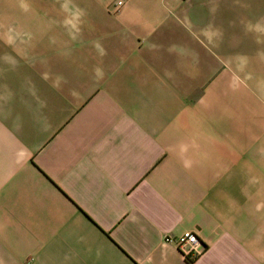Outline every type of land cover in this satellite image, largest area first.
<instances>
[{"label":"crops","instance_id":"0c3cea01","mask_svg":"<svg viewBox=\"0 0 264 264\" xmlns=\"http://www.w3.org/2000/svg\"><path fill=\"white\" fill-rule=\"evenodd\" d=\"M0 264H264V0H0Z\"/></svg>","mask_w":264,"mask_h":264},{"label":"built area","instance_id":"2783aa9c","mask_svg":"<svg viewBox=\"0 0 264 264\" xmlns=\"http://www.w3.org/2000/svg\"><path fill=\"white\" fill-rule=\"evenodd\" d=\"M123 5V2H119L114 8V12H119ZM166 241L174 243L188 261H194L203 252L201 240L195 232H186L177 238H166Z\"/></svg>","mask_w":264,"mask_h":264},{"label":"trees","instance_id":"16d2710c","mask_svg":"<svg viewBox=\"0 0 264 264\" xmlns=\"http://www.w3.org/2000/svg\"><path fill=\"white\" fill-rule=\"evenodd\" d=\"M190 262H192V263H193V261H190Z\"/></svg>","mask_w":264,"mask_h":264}]
</instances>
